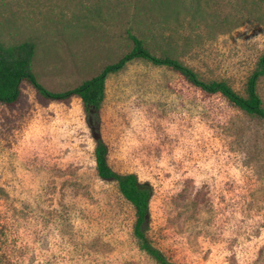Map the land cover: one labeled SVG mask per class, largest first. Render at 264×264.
I'll list each match as a JSON object with an SVG mask.
<instances>
[{
	"label": "rangeland",
	"instance_id": "obj_1",
	"mask_svg": "<svg viewBox=\"0 0 264 264\" xmlns=\"http://www.w3.org/2000/svg\"><path fill=\"white\" fill-rule=\"evenodd\" d=\"M0 0V42L35 44L51 92L128 53L129 34L204 82L244 96L264 53V0ZM256 92L264 108V77ZM99 134L107 163L152 189L147 238L174 264H264V119L145 61L105 81ZM81 101H49L23 82L0 104V264H156L135 212L99 178Z\"/></svg>",
	"mask_w": 264,
	"mask_h": 264
},
{
	"label": "trees",
	"instance_id": "obj_2",
	"mask_svg": "<svg viewBox=\"0 0 264 264\" xmlns=\"http://www.w3.org/2000/svg\"><path fill=\"white\" fill-rule=\"evenodd\" d=\"M193 3L194 11L198 12L201 9L199 0H193ZM155 4L186 11L183 0H157ZM129 40L132 44L131 50L117 62L106 65L96 76L64 92H51L38 82L32 66L35 57L33 42L24 41L14 45H5L0 42V104L6 106L15 104L20 96V87L23 82L28 83L39 95L49 101L78 98L82 103L86 123L95 141L94 160L97 174L102 180L114 181L122 197L133 207L135 212L133 235L139 248L156 264H174L152 245L146 235L149 203L152 197L150 185L141 183L134 174L121 175L114 172L107 163L108 150L99 134V111L105 97V81L109 75L123 70L128 63L142 60L155 67H166L178 73L189 84L205 94H218L244 114L263 120L264 108L256 92V85L264 77V53L259 58L256 69L247 79L245 95L241 96L223 81L200 80L190 68L182 65L167 52L156 55L142 39L129 34Z\"/></svg>",
	"mask_w": 264,
	"mask_h": 264
}]
</instances>
